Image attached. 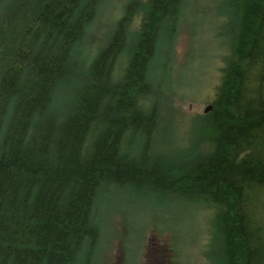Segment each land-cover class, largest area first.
Segmentation results:
<instances>
[{
	"label": "trees",
	"instance_id": "1",
	"mask_svg": "<svg viewBox=\"0 0 264 264\" xmlns=\"http://www.w3.org/2000/svg\"><path fill=\"white\" fill-rule=\"evenodd\" d=\"M105 1L0 0V264H95L112 189L211 212L209 264H264V0H223L213 110L187 123L189 0H127L97 43ZM52 115L72 118L38 131Z\"/></svg>",
	"mask_w": 264,
	"mask_h": 264
},
{
	"label": "rangeland",
	"instance_id": "2",
	"mask_svg": "<svg viewBox=\"0 0 264 264\" xmlns=\"http://www.w3.org/2000/svg\"><path fill=\"white\" fill-rule=\"evenodd\" d=\"M127 0H108L93 27L101 43ZM223 0H189L176 47L174 78L182 86L175 98L186 122L200 115L220 78L221 56L226 53L223 19L217 16ZM176 85V86H177ZM187 123V122H186ZM99 206L104 239L95 264H209L204 258L211 212L184 206L160 207L112 189Z\"/></svg>",
	"mask_w": 264,
	"mask_h": 264
},
{
	"label": "bare ground",
	"instance_id": "3",
	"mask_svg": "<svg viewBox=\"0 0 264 264\" xmlns=\"http://www.w3.org/2000/svg\"><path fill=\"white\" fill-rule=\"evenodd\" d=\"M107 1L104 2V4L102 5L101 7V10L105 7ZM183 20L184 18L182 19L181 23H180V30L183 26ZM169 64H173L172 66L176 65L177 63V52L176 53H172L169 57V60H168ZM177 79L174 78L173 80V83H172V88L174 90H176V88L181 92L182 91V86L181 85H177ZM220 86V78L218 80V84L216 85L215 87V90H214V96L209 100V103L207 104L206 108L207 107H211V110L206 113V108H204V111L200 114V118L201 117H204V116H207L212 110H213V101L215 99V96H216V92H217V89L218 87ZM177 91V90H176ZM176 95H178V91L176 93ZM175 98L176 96L174 97L173 99V105L176 107V110H174V119H177V118H182V117H185L187 115H182L181 114V109L176 106V103H175ZM53 114V113H51ZM51 117V123L48 124V125H41V126H37V130L38 131H43V130H49V131H57V132H61L63 130V128L70 123V119L72 118L71 116L67 115L65 116L64 118H59L58 116L56 115H52L50 116ZM195 118V117H192V119ZM190 122V121H189ZM36 128V127H35ZM88 138V135H85L84 139H83V142H86ZM91 139H88V142L90 141ZM139 140H136L133 144L130 145V149L134 150V146L135 144L138 142ZM89 146V145H88ZM82 149V148H81ZM49 151H53L54 149L53 148H48ZM83 150V149H82ZM137 157V156H135Z\"/></svg>",
	"mask_w": 264,
	"mask_h": 264
},
{
	"label": "water",
	"instance_id": "4",
	"mask_svg": "<svg viewBox=\"0 0 264 264\" xmlns=\"http://www.w3.org/2000/svg\"><path fill=\"white\" fill-rule=\"evenodd\" d=\"M205 110H206V113H208L211 110V107H207Z\"/></svg>",
	"mask_w": 264,
	"mask_h": 264
}]
</instances>
